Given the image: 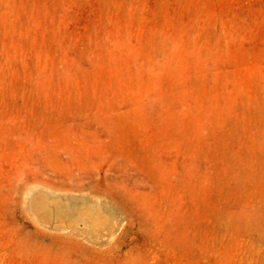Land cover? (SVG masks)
<instances>
[{
    "label": "rangeland",
    "instance_id": "obj_1",
    "mask_svg": "<svg viewBox=\"0 0 264 264\" xmlns=\"http://www.w3.org/2000/svg\"><path fill=\"white\" fill-rule=\"evenodd\" d=\"M0 264H264V0H0Z\"/></svg>",
    "mask_w": 264,
    "mask_h": 264
},
{
    "label": "bare ground",
    "instance_id": "obj_2",
    "mask_svg": "<svg viewBox=\"0 0 264 264\" xmlns=\"http://www.w3.org/2000/svg\"><path fill=\"white\" fill-rule=\"evenodd\" d=\"M76 179H78V178H76ZM76 179H75V180H76ZM78 180H79V179H78ZM45 209H46V208H45ZM60 209H61V208H60ZM60 209H59V210H60ZM55 210H56V209H55ZM44 212H45V211H44ZM45 214H46V213H45ZM66 214H68V213H66ZM47 216H48V215H47ZM60 217H61V215H60Z\"/></svg>",
    "mask_w": 264,
    "mask_h": 264
}]
</instances>
